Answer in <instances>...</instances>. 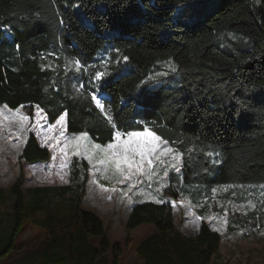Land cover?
I'll return each instance as SVG.
<instances>
[{
	"label": "trees",
	"instance_id": "trees-1",
	"mask_svg": "<svg viewBox=\"0 0 264 264\" xmlns=\"http://www.w3.org/2000/svg\"><path fill=\"white\" fill-rule=\"evenodd\" d=\"M194 16L196 25L181 21ZM164 63L172 69L159 75ZM3 106L30 117L37 108L50 126L66 113V134L87 133L102 145L115 130L147 126L184 155L178 180L200 185V195L215 185L264 184V0H0ZM56 160L27 137L8 232L0 213V262L16 248L25 210L35 216L59 200L62 213L32 220L47 235L44 264H101L109 254L120 264L121 244L90 242L105 228L81 209L88 163L70 159L65 181L56 183ZM163 195L164 203L134 205L125 223L156 229L136 249L143 263L211 264L220 234L205 222L195 236L181 234L171 205L179 195L172 187Z\"/></svg>",
	"mask_w": 264,
	"mask_h": 264
},
{
	"label": "rangeland",
	"instance_id": "rangeland-1",
	"mask_svg": "<svg viewBox=\"0 0 264 264\" xmlns=\"http://www.w3.org/2000/svg\"><path fill=\"white\" fill-rule=\"evenodd\" d=\"M215 6L216 2L213 3V7ZM179 10L178 8L177 14ZM207 13L211 14L212 10ZM181 21L185 25L193 26L200 22V16L181 19ZM217 45L227 49L222 42H217ZM161 66L159 75H166L172 69L169 64L164 63ZM0 112L5 115L16 113L27 115L22 108L11 110L6 106L0 108ZM28 117L30 118L28 126L23 132L19 130L16 122L9 124L0 119V189L3 191L0 198V213L4 218L3 233L11 230L14 225L15 197L11 187L20 171L21 151L27 137L33 134L42 146L51 149L53 156L58 158L52 162L57 168L56 171H52L56 183L65 181L66 167L70 159L77 158L88 163V180L81 209L95 214L105 228L104 237H90V242L97 247L102 239L106 238L111 245L121 244L120 264H144L136 249L156 232L155 227L150 224H142L133 230L127 229L125 223L131 208L143 202L156 203L157 199L161 200V203L166 202L163 192L171 187L179 195V200L171 201V205L175 228L181 234L186 237L195 236L201 222H205L220 234V247L211 264H264V184L215 185L210 195L207 196L206 193L200 195V185H185L179 182L178 179H182L186 170L184 155L169 144L174 153L179 154L178 158L173 160L172 154L162 157L166 163L154 166L158 174L153 176L151 181L139 177V182L129 191L128 182L121 184L115 179H105L101 172L93 169L84 156L73 154L71 147L66 150L67 155L60 151L65 142H71L73 137H78L81 133L68 135L64 128L61 136V128L58 125L50 126L44 114L37 108L34 109L33 117ZM9 128L12 129L11 132ZM50 128L54 133H50ZM89 139L92 143H96L90 137ZM100 167L102 166L97 165V168ZM165 171L167 176H164ZM27 190L24 189L25 194ZM194 199L196 201H192ZM63 209L62 202L55 200L49 209L40 211L35 216L25 210L23 222L26 226L16 241V248L0 264H44L42 252L47 235L44 230L35 226L32 220L44 218L51 211L62 213ZM254 212L256 214H252ZM111 262L112 254H109L101 264H111Z\"/></svg>",
	"mask_w": 264,
	"mask_h": 264
},
{
	"label": "snow or ice",
	"instance_id": "snow-or-ice-1",
	"mask_svg": "<svg viewBox=\"0 0 264 264\" xmlns=\"http://www.w3.org/2000/svg\"><path fill=\"white\" fill-rule=\"evenodd\" d=\"M124 59L126 60L127 57ZM76 63L78 64L79 62L77 61ZM103 75L104 73L99 72L96 74V78L100 79ZM92 100L103 112L104 105L101 100L97 99L95 95L92 96ZM66 115V113L61 115L56 122V125L61 128V136H63ZM105 115L111 127L116 129L111 116L107 115V113ZM0 119L7 121L9 124L16 122L19 125V130L23 132L27 128L30 118L23 114L5 115L0 112ZM56 125L52 127H56ZM9 131L11 132L12 129L9 128ZM49 131H51V128ZM45 139H48V137H45ZM69 147H71L73 154L84 156L93 166V169L101 172L105 179H115L117 183L121 184L128 182L129 191L139 182V177H145L151 181L153 176L158 174L154 166L166 163L162 157L172 154V159L175 160L179 156L169 146L168 140L150 131L147 126L144 127L143 131L115 130L113 141L106 145L92 143L87 133H81L78 137H73L71 142H65L64 147L60 151L67 155L66 150ZM97 165L102 167L97 168ZM164 176H167V171L164 172ZM61 179H64L63 176ZM153 199L155 198L153 197ZM155 202L161 203L162 201L157 199Z\"/></svg>",
	"mask_w": 264,
	"mask_h": 264
}]
</instances>
